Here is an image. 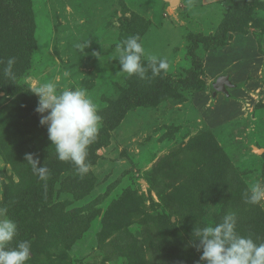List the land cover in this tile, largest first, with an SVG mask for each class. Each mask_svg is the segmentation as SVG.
I'll return each instance as SVG.
<instances>
[{"label":"rangeland","instance_id":"rangeland-1","mask_svg":"<svg viewBox=\"0 0 264 264\" xmlns=\"http://www.w3.org/2000/svg\"><path fill=\"white\" fill-rule=\"evenodd\" d=\"M29 1L34 46L28 66L14 77L17 86L32 92L51 81L58 91L83 88L100 116L130 79L117 58V46L131 36L120 27L121 11L146 21L140 43L150 69L151 57L164 59L169 68L160 74L183 78L187 36L212 34L235 0H180L175 6L164 0ZM248 26L245 33L232 32L219 50L197 51L205 89L129 109L87 173L77 168L61 175L53 204L80 210L89 220L65 247L64 264H205L193 229L215 225L227 213H235L239 234L251 236L248 222L264 212V200L247 199L252 185L264 186V34ZM227 73L238 87L228 96L213 95L211 82ZM24 94L0 90V202L4 184L18 181L19 161L34 144L36 124ZM66 176L78 181L65 190ZM219 187L231 199L223 212L221 193L205 196Z\"/></svg>","mask_w":264,"mask_h":264},{"label":"trees","instance_id":"trees-1","mask_svg":"<svg viewBox=\"0 0 264 264\" xmlns=\"http://www.w3.org/2000/svg\"><path fill=\"white\" fill-rule=\"evenodd\" d=\"M257 12H260L261 16L253 17ZM121 13L120 27L131 36H138L140 42L142 33L147 27L146 21L136 15L129 18L124 11ZM248 25L259 29L260 33L264 34V0H235L232 4L225 6L223 18L212 34H189L187 36L189 65L183 78H173L164 74L153 75L150 63L142 60L148 68L145 77L142 79L137 75L130 76L125 86L127 89L122 90L119 101L105 109L107 114L101 111L102 126L95 141L87 149L85 163L88 165L95 162V151L109 144V131L119 124L129 109L139 105L150 106L166 96L183 97L182 93L186 90L205 89L206 84L201 77L203 60L197 51L221 49L232 32L245 33ZM32 31L29 0H0V90L4 92V96L15 95L19 91L21 95L26 94L24 100L29 110L28 115H31L34 119L32 121L36 124V131L32 133L34 144L29 146L32 150H29L27 154H32L33 159L39 161L38 166H45L47 169L46 179H41L34 171L32 163L26 159L20 160L18 181L4 184L0 207L7 208L8 217L17 224V235L8 244L9 248L16 247L20 241H29L31 256L28 262L64 264L65 247H68L80 235L89 220L80 213V210L72 213L62 211L60 205L53 204V199L55 185L60 181L61 175L77 169V166L71 161L58 159L55 146L48 139L47 127L39 123L40 119L37 116L40 114L35 111L38 99L32 92L21 90L15 79L5 73L10 58H14L12 65L14 77L18 74L19 67L23 71L28 66L31 48L34 46ZM2 99L3 96L0 95V109H2ZM0 113V117L3 116L1 110ZM24 116H26L25 113ZM18 117L20 119V116L12 111V118L18 119ZM21 133L25 134L23 131ZM66 177L62 186L65 190L72 181H78L77 178ZM221 192L219 187V189H211L205 196H219ZM219 197L222 203L220 212H223L224 208L230 205L231 199L228 200L225 194L223 197V193ZM114 204L118 210H124L125 206L120 200L114 201ZM248 224L251 237L257 243L264 242V212L260 211L256 219L250 220ZM59 246H62V249L55 251ZM58 253L59 256H57Z\"/></svg>","mask_w":264,"mask_h":264},{"label":"clouds","instance_id":"clouds-1","mask_svg":"<svg viewBox=\"0 0 264 264\" xmlns=\"http://www.w3.org/2000/svg\"><path fill=\"white\" fill-rule=\"evenodd\" d=\"M121 70L129 76L144 78L148 68L142 63L145 50L138 36H130L117 46ZM151 71L158 75L169 68L167 60L151 57ZM14 58L8 60L6 75L14 78L12 65ZM38 97L35 111L40 114V125L47 127L48 139L55 146L61 161H71L81 174L88 172L85 163L88 147L95 141L101 124L97 105L83 88L58 91L53 82H47L31 90ZM33 165L41 179H46L47 169L38 166L39 161L32 154L25 157ZM248 202L257 204L264 200V186L254 184L250 188ZM235 213H227L221 222L193 229L199 239L194 245L201 251L200 259L205 264H264V242L257 243L251 236L237 231ZM17 235V224L7 215V208L0 207V264H26L31 256L29 241H20L16 247L8 244Z\"/></svg>","mask_w":264,"mask_h":264},{"label":"water","instance_id":"water-1","mask_svg":"<svg viewBox=\"0 0 264 264\" xmlns=\"http://www.w3.org/2000/svg\"><path fill=\"white\" fill-rule=\"evenodd\" d=\"M169 4V6L179 5L180 0H164ZM235 84L231 81L229 74H222L215 78L214 81L211 82L212 93L216 94L221 92L225 94V96L229 95L228 88H234ZM256 152H261L260 148L254 147Z\"/></svg>","mask_w":264,"mask_h":264},{"label":"crops","instance_id":"crops-1","mask_svg":"<svg viewBox=\"0 0 264 264\" xmlns=\"http://www.w3.org/2000/svg\"><path fill=\"white\" fill-rule=\"evenodd\" d=\"M228 74V73H227ZM229 76H230V74H229ZM230 79H231V76H230ZM232 81V80H231ZM233 82V81H232ZM235 84V87L234 88H236V87H238V85L236 84V83H234ZM229 89V88H228ZM213 94V93H212ZM214 95V94H213Z\"/></svg>","mask_w":264,"mask_h":264}]
</instances>
